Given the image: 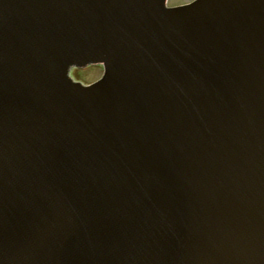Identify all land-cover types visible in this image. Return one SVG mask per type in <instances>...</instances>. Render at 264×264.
Listing matches in <instances>:
<instances>
[{"label": "water", "instance_id": "95a60500", "mask_svg": "<svg viewBox=\"0 0 264 264\" xmlns=\"http://www.w3.org/2000/svg\"><path fill=\"white\" fill-rule=\"evenodd\" d=\"M0 264H264V0H0Z\"/></svg>", "mask_w": 264, "mask_h": 264}, {"label": "rangeland", "instance_id": "374dc122", "mask_svg": "<svg viewBox=\"0 0 264 264\" xmlns=\"http://www.w3.org/2000/svg\"><path fill=\"white\" fill-rule=\"evenodd\" d=\"M188 0H168L169 5H177V4H182ZM102 70L100 66H89L86 67L85 69H71L70 74L72 77L78 80V78L81 81H92L93 79L97 78L100 76Z\"/></svg>", "mask_w": 264, "mask_h": 264}]
</instances>
